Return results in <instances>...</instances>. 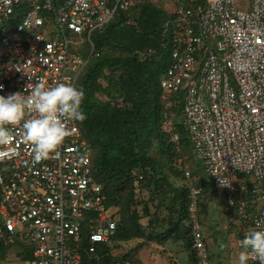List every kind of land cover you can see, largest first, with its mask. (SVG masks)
I'll return each mask as SVG.
<instances>
[{
    "label": "built area",
    "instance_id": "built-area-1",
    "mask_svg": "<svg viewBox=\"0 0 264 264\" xmlns=\"http://www.w3.org/2000/svg\"><path fill=\"white\" fill-rule=\"evenodd\" d=\"M140 1L0 0V95H27L37 82L66 77L77 84L99 55L92 35ZM168 14L172 64L160 79L161 126L180 143L174 116L182 103L194 151L241 229L240 248L245 233L264 228V0H171ZM76 36L91 44L87 57ZM68 127L65 142L39 162L18 135L0 146V264H132L103 262L99 246L111 241L119 217L93 175V150L79 121ZM184 169L195 255L199 264H212L199 216L203 189ZM116 250L112 255L121 257L128 249ZM248 264L264 261L252 257Z\"/></svg>",
    "mask_w": 264,
    "mask_h": 264
},
{
    "label": "trees",
    "instance_id": "trees-1",
    "mask_svg": "<svg viewBox=\"0 0 264 264\" xmlns=\"http://www.w3.org/2000/svg\"><path fill=\"white\" fill-rule=\"evenodd\" d=\"M133 8L118 12L102 31L94 33L98 38L96 42L92 39L94 50L99 55L89 59L77 81L85 91L82 107L86 119L79 124L92 147L93 175L102 184L108 205L119 206L123 200L121 192L139 182L151 192L152 200L157 201L154 202L156 207H164L167 219H153L145 203L146 214L151 217L146 235L138 222L140 215L133 209L134 233L123 224L125 219H119L111 241L99 248L105 252V263L120 260L142 264L137 254L145 244L163 241L174 233L176 241H185L191 250V264H199L190 223H186L189 222L188 190L173 184L147 151L152 136L160 139L163 148H176V143L161 126L160 87L161 76L172 64L173 23L170 21L173 16L154 0H141ZM175 126L180 140L176 144L180 151L177 153L183 155L181 148L185 145L191 147L193 154L195 151L184 122L175 120ZM128 202L134 206V196L129 197ZM136 235L143 241L132 245L121 257L112 255L114 248ZM6 250L1 245L2 257ZM28 257V253L22 254V258Z\"/></svg>",
    "mask_w": 264,
    "mask_h": 264
},
{
    "label": "rangeland",
    "instance_id": "rangeland-1",
    "mask_svg": "<svg viewBox=\"0 0 264 264\" xmlns=\"http://www.w3.org/2000/svg\"><path fill=\"white\" fill-rule=\"evenodd\" d=\"M156 5L159 7H162L167 12L170 10L171 6V0H154ZM239 2L238 4H240ZM134 8H130L126 12L133 10ZM93 41H97L98 38L95 34H93ZM75 40L78 42V47L82 51L83 56L87 57L90 49L91 44L89 41L85 40L82 36H76ZM199 66V65H197ZM177 120V122H180L183 124L184 119L182 116V105L177 106L175 109V116L174 121ZM159 138H155L152 136L151 142L149 143L147 147V151L149 155L155 159L159 165L160 168H162V171L164 174L167 175L168 179L175 184L177 187H185L188 190L189 193V180L186 178V175L184 173V167L188 166L191 170L193 182L197 186H201L203 189L202 195L199 197V216H200V222L203 227V231L210 233L211 231L215 230L216 227H218V232H214V236H210L212 238V242L214 241V238H218L220 250L224 249L222 251L223 254L220 256H210V258L218 260V264H237L238 260L235 261V253H237V248L239 249L238 245L236 246L237 239L241 235V229L238 224L234 222L232 217L229 215L227 216V211L222 205L221 200L219 199L214 183L209 176L206 168L204 167L202 160L196 155L195 152L192 153L190 146H182V152L183 155L178 154L179 146L175 144L176 148H173L171 150H167L166 147L163 148V144L160 143ZM177 153V154H176ZM195 153V154H194ZM245 182H249L250 180H254L253 176H245ZM238 177H233V182L235 183L237 181ZM122 193V203L119 206H113V209L116 210V213L119 217V219H125V224L129 231L133 234L136 228L135 221H133V218L131 216L133 209H137L140 218L138 222L142 225L143 230L145 231V235L148 232L149 229L146 227L147 223H149L151 217L146 214V208L145 203H147L149 213L152 215L153 219L161 218L162 220L167 219V212L162 208H157L156 203L157 201L152 200L151 192L144 187L141 186L139 182H135L134 185H130V187H127ZM134 196V201L136 202L134 206L131 207V205L128 202V198ZM245 193H242V197H245ZM190 199V197H189ZM170 201L168 200L167 203ZM221 202V203H220ZM221 204V205H220ZM212 206V207H209ZM223 206V207H222ZM113 211V210H111ZM224 220V221H223ZM143 223V224H142ZM187 224L190 223L186 222ZM217 223V224H216ZM225 229L228 230V232H225ZM137 233V232H136ZM213 233V232H212ZM142 234V232H140ZM174 233L167 235L163 241H155L160 242L158 244L167 245V244H174L176 242H179L180 239L176 241L174 238ZM229 238V239H228ZM143 241L142 238H138V235L135 236L132 240L128 242H122L120 246H117V252L119 255L120 253H123V249H129L131 245H135L137 243H140ZM226 242V243H225ZM217 247V246H216ZM17 247H13L12 251H16ZM210 254L212 252H215L216 249H214V246L211 245V248L208 247ZM227 250V251H226ZM232 252V253H231ZM231 253V254H230ZM230 254V256H229ZM231 257V258H230ZM14 260H16V257L13 256ZM211 259V260H212ZM214 261V260H213ZM212 261V264H214ZM4 264V263H3Z\"/></svg>",
    "mask_w": 264,
    "mask_h": 264
},
{
    "label": "clouds",
    "instance_id": "clouds-1",
    "mask_svg": "<svg viewBox=\"0 0 264 264\" xmlns=\"http://www.w3.org/2000/svg\"><path fill=\"white\" fill-rule=\"evenodd\" d=\"M84 98V89L67 77L55 85L37 82L27 95H0V146L13 145L18 135L32 146L34 161L48 159L69 136L68 124L86 119ZM16 125L18 132H14ZM221 183L227 184L222 179ZM239 245L238 264H248L252 257L264 261V228L249 230Z\"/></svg>",
    "mask_w": 264,
    "mask_h": 264
},
{
    "label": "crops",
    "instance_id": "crops-1",
    "mask_svg": "<svg viewBox=\"0 0 264 264\" xmlns=\"http://www.w3.org/2000/svg\"><path fill=\"white\" fill-rule=\"evenodd\" d=\"M209 207H212V206H209ZM212 208H214V207H212ZM227 216H229L228 213H227ZM218 227H219V225L216 227L215 230L211 231L210 233H208L204 230V234H205V238H206L208 247L211 248V245H213L214 249H216V251L212 252L210 254V256L211 255L212 256H216V255L220 256L221 254H223L222 251L224 249L220 250L221 246L218 244L219 243L218 238H214L213 242H212V238H210V236H214V232H218L217 231ZM225 232L227 233L228 230L225 229ZM236 246H237V243H236ZM236 250H237V253H235V259H236L235 261L238 260L237 258H238L240 248L239 249L237 248ZM230 254H229V256H230ZM137 257L141 261L142 264H191L192 263V261H191V259H192L191 250L188 248L186 242L183 240H180L179 242H176L174 244H167L165 246L162 244H157L155 242H150L148 244H145L140 249V251L137 254ZM212 261L214 264H218V262H217L218 260L217 259L215 260L214 257H213Z\"/></svg>",
    "mask_w": 264,
    "mask_h": 264
}]
</instances>
